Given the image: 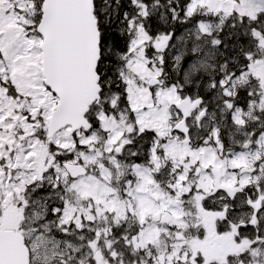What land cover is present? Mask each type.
Returning <instances> with one entry per match:
<instances>
[{
  "label": "snow or ice",
  "instance_id": "1",
  "mask_svg": "<svg viewBox=\"0 0 264 264\" xmlns=\"http://www.w3.org/2000/svg\"><path fill=\"white\" fill-rule=\"evenodd\" d=\"M0 264H264V0H0Z\"/></svg>",
  "mask_w": 264,
  "mask_h": 264
}]
</instances>
